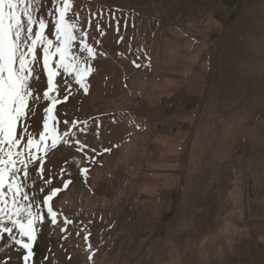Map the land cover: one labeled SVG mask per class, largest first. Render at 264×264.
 Wrapping results in <instances>:
<instances>
[{"label": "rangeland", "instance_id": "1", "mask_svg": "<svg viewBox=\"0 0 264 264\" xmlns=\"http://www.w3.org/2000/svg\"><path fill=\"white\" fill-rule=\"evenodd\" d=\"M54 15L53 0H41L37 16L55 42ZM68 17L97 50L94 71L85 94L59 70L50 95L61 100L58 133L87 121L71 138L87 147L33 150L43 165L19 173L30 201L48 193L49 177L54 187L72 181L50 202L73 222L67 239L46 222L29 264H264V0H72ZM72 51L86 56L79 39ZM37 54L39 100L17 126L36 139L49 104L42 47ZM25 254L0 234V264H24Z\"/></svg>", "mask_w": 264, "mask_h": 264}, {"label": "snow or ice", "instance_id": "2", "mask_svg": "<svg viewBox=\"0 0 264 264\" xmlns=\"http://www.w3.org/2000/svg\"><path fill=\"white\" fill-rule=\"evenodd\" d=\"M40 3L41 0H0V234L8 233L14 244L26 251L23 256L24 264H29L34 256V245L46 222L50 226V231L55 232L59 229V232L63 234L61 238L67 239V226L73 222L67 217L61 220L62 213L54 211L50 202L58 193L67 189L72 181L61 177L63 188L54 187L52 177H49L44 181V185L49 188L48 193L43 196L42 200L33 198L30 201L28 193L23 192L22 182L18 180L19 173L23 171L24 178L27 179L29 164L39 160L43 165L44 157L37 156L33 150L46 155L49 149H56L60 144L74 143L80 152L87 147L81 140L71 139L75 137L73 129L77 128L80 123L86 125L87 121L73 120L67 131L58 133L57 125L60 121L55 115V110L61 100L50 93L59 91L54 81L60 75L59 70H62L73 76L75 83L87 94L89 85L86 83V78L94 71L90 61L97 56L96 48L82 38L87 36V32L80 31L78 23L68 17L72 8V0H53L55 42L45 35V29L48 27L46 19L43 16H37ZM116 11L122 10L117 9ZM48 15L53 14L50 12ZM113 18H116L115 14ZM97 27L99 28L98 25ZM119 29L120 21L116 19V30L119 31ZM78 39L79 51L86 53V56L72 51L73 44ZM38 47H42L43 70L47 73V91L43 92V99L49 101V104L43 109V131L39 132V138L36 139L27 126L21 129L23 134L18 136L17 126L27 117L29 100H39V97L33 96L30 86V78L37 71L36 66L40 63L37 54ZM54 57H58L55 60V67L52 66ZM132 63L136 68L141 67L136 61ZM67 99L68 95H64L63 100ZM63 123L69 124L68 121ZM24 139H26V144L23 150L17 151V146ZM49 140L50 144H48ZM91 151L95 154H103L97 153L95 148ZM111 151V148L103 149L105 153ZM85 160L95 163V155L85 154ZM17 165L22 167H17ZM39 171L43 174V167ZM61 171L64 172L63 169ZM88 171L86 167L80 168L81 174L85 177ZM45 186H41L40 192L45 191ZM21 193H23L22 200L27 203L20 202L18 199ZM5 217L10 222V227L4 223ZM14 229L19 238L13 235ZM77 235L80 233L78 232ZM90 235L91 233H88L83 239L87 241ZM88 248L91 249V244ZM94 255L95 253L92 252L88 259L91 261Z\"/></svg>", "mask_w": 264, "mask_h": 264}]
</instances>
